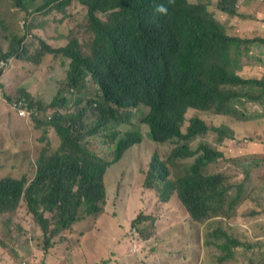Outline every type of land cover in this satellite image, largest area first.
<instances>
[{
  "label": "trees",
  "instance_id": "16d2710c",
  "mask_svg": "<svg viewBox=\"0 0 264 264\" xmlns=\"http://www.w3.org/2000/svg\"><path fill=\"white\" fill-rule=\"evenodd\" d=\"M79 1L88 7L89 30L93 33L91 48L89 45L83 47L77 38L56 49L39 40L37 56L50 54L68 59L64 85L69 88L81 87L88 75L97 83L101 116L94 126L95 130L93 127L94 133L90 130L88 133L105 130V119L111 121L115 128L129 118L131 110H139L143 105L155 109L180 105L184 111L193 108L233 120L237 117L232 106L235 100H251L264 108V54L252 52L251 48L252 43L264 47V35L255 34L256 37L251 40L231 36L232 29L236 28L230 22L234 16L220 23L207 6L188 5L185 0ZM29 2L32 3V0H14L15 6L25 9L27 16L50 10L54 2H57L55 8L58 11L63 10L71 0H46L31 10L27 7ZM157 6L165 7L167 13L157 12ZM216 9L233 15V10L221 1L216 4ZM93 10H100L106 16L103 24L90 17ZM21 41L12 36L6 52L0 46V62L12 56L21 55L24 58V51L19 46ZM89 50L90 55L85 56ZM29 62L40 67L37 59L31 57ZM236 62L262 67L260 79H242L233 74L230 67ZM3 72L0 67V79ZM251 86L258 92H251ZM4 97L11 100L6 94ZM23 97L31 105L36 101L43 111L41 102L22 89L18 98ZM82 117L79 111L71 116L73 129L80 127ZM62 122L67 123L64 117H55L45 123L42 113L34 118L31 123L40 136H46L48 127L56 130L60 137L59 150L50 152L47 148L42 149L39 156L37 154L31 177L10 174L0 179V216H15L21 202H24L26 213L34 219L44 236L45 252L52 248L54 237L103 212L107 200L104 174L117 160L113 153L110 162L109 149H97L88 158L77 162L76 157L82 150L74 131L63 127ZM142 122L148 126L144 120ZM183 122L180 121L176 129L148 126L149 138L154 146L140 126L128 122L115 147L124 153L132 146L137 154L134 164L138 166H141L142 158L150 157L144 182L154 180L148 187H155L163 202L169 201L175 194V200L186 208L192 219L197 220L198 212L207 216L212 206L226 202L231 186L222 174L203 173L209 164L222 158L219 152L204 144H200L196 151L189 146L185 148L186 139L191 141L209 128L201 119L194 118L183 133ZM216 131L217 138L231 137L225 126ZM96 135L105 140L102 134ZM35 138L39 142L41 137ZM29 141L26 138V142ZM170 143L175 145L174 148L164 150L163 145ZM262 157L264 155L259 156ZM190 158H193L191 163L183 164V174L170 180L169 168H177L179 162ZM260 161L264 163L263 159ZM159 181L166 182L163 190H160ZM235 194L239 198L240 191ZM229 202L231 204L233 199ZM134 220L135 224L139 222L140 215ZM17 227L22 229L20 225ZM212 236L219 238L215 246L222 253L234 241V248L247 247L237 239L228 238L220 228ZM4 244L0 242V245ZM209 245L206 241L205 246ZM231 257V253H223L218 261L221 263ZM198 264L208 263L201 261Z\"/></svg>",
  "mask_w": 264,
  "mask_h": 264
},
{
  "label": "rangeland",
  "instance_id": "374dc122",
  "mask_svg": "<svg viewBox=\"0 0 264 264\" xmlns=\"http://www.w3.org/2000/svg\"><path fill=\"white\" fill-rule=\"evenodd\" d=\"M44 1L46 0H32V3L27 4L28 10L42 5ZM197 1L189 0L190 3ZM249 1L264 8L262 6L264 0ZM56 4L57 2H54L51 5L50 11L57 10ZM205 6L210 13L227 16L215 9V3ZM81 8L72 1L67 8L71 14L54 16L52 20L54 23L46 26L49 30L45 33L35 30L38 29L37 22L31 23V16H27L25 9L17 8L14 0H0V46L7 51L12 35L24 37L23 60H9L3 66L5 71L0 82V179L10 174L15 177L23 174L31 177L37 154L39 156L44 148L50 152L56 150L55 132L51 128H46V136L44 134L40 136V133L33 129L32 121L19 119L12 113L9 103L19 97L22 88L30 91L34 95L33 98L39 100L42 107L46 108L49 107L57 90H63L64 94L68 95V90L62 87L67 60L51 55L39 58L38 39L41 37L51 43L52 40L47 37L60 32L57 23L68 20L69 22L63 25L62 33L71 27L69 23L75 26L71 33L67 35L65 33L66 42L77 38L82 46L86 47L91 35L86 29L87 16L80 13ZM40 16L42 13L34 18ZM100 17L105 19L104 15ZM258 21L256 30H264V18ZM31 57L40 62V67H35L29 62ZM242 65L239 63V66ZM247 69L249 68L238 70L235 75L245 79H260V76L256 73L250 74ZM252 86L249 90L257 93ZM96 91L95 84L88 78L84 86L76 92L75 99L89 101L96 95ZM4 94L11 100L7 101ZM68 98L70 99L69 95ZM232 106L236 109L235 122L231 118L211 117L207 113L193 110L188 112L194 116L198 115L206 124H210L211 121L215 122L216 127L222 124L227 131L233 133V136L227 139L215 138L216 133H207L190 142L192 151H196L200 144L216 145L225 156L223 160L211 163L203 173L222 174L228 185L233 187L231 192L241 187L240 201L234 219L228 221V227H224L215 219L203 224L194 222L184 206L175 199L165 203L159 202L156 192L146 189L142 175L133 169V158L126 156L117 162L119 164L109 166L108 172L104 174L107 200L103 212L77 223L71 230L54 237L53 246L47 253L44 236L34 219L26 213L24 202H21L15 216H0V242L5 243L0 245V264H45L46 259L48 264H89L92 261L96 264H198L205 259H208L206 263L212 261L214 264H264V166L259 168L255 163L264 160L263 157L255 158L257 155H264V108L247 99L235 100ZM73 108L72 105L69 110ZM140 112L144 113L146 109L143 108ZM88 121L92 122L91 119ZM52 132V138H49L48 134L51 136ZM99 133L108 140L111 137V127L107 130L102 129ZM36 136L41 137L39 142L36 141ZM26 138L30 141L26 142ZM98 139L101 143L105 141L97 135L82 151L79 159L91 153ZM97 149L107 150L104 146L95 147V150ZM161 156L165 160L162 153ZM230 159L235 163H230ZM192 161L193 158L184 163ZM261 170L262 176L258 172ZM249 172L255 174L254 180L246 179ZM243 200L252 203L250 211H243L242 215L236 218ZM138 215L140 220L135 224L134 219ZM246 216L251 221L250 229H246L247 225L244 224ZM217 226L226 229L233 238L247 245L246 248H234L233 257L221 263L218 258L223 253L215 247H206L201 243V238L205 240L209 231ZM184 228L194 229V236L197 237L195 248L187 249L188 242L183 237Z\"/></svg>",
  "mask_w": 264,
  "mask_h": 264
},
{
  "label": "clouds",
  "instance_id": "9594fccd",
  "mask_svg": "<svg viewBox=\"0 0 264 264\" xmlns=\"http://www.w3.org/2000/svg\"><path fill=\"white\" fill-rule=\"evenodd\" d=\"M72 1L77 3L78 5H80L82 7L81 10H80V13L81 14L84 13L87 16V28L86 29H87V32L91 35V39H90V41L88 43V45L91 48V43H92V40H93V33L89 30L88 7L86 5H84V4H82L79 0H71V2ZM185 1L187 2L188 5H195V6H199V5L205 6V5H211L213 3L217 4L218 2L221 1V3L224 6H228L229 9L233 10V12H232L233 15H228V14L225 13L227 16H223V15H216V14L211 13L213 15L214 19L217 22H220V23L225 22L227 20V18H229V16H234V17H237V18L242 19V20L245 17H250V18H252V17L254 18L255 17L256 18V13L254 11L253 12L250 11L254 7L255 3H253V2H251L249 0H206V2H203L204 0H198L196 3H190L189 0H185ZM170 2H171V0H170ZM70 3L66 6L65 9L60 10V11H58V10H54V11L48 10L46 12L34 13L30 17V22L31 23L37 22L38 29H35V30H41V31L47 33V31L49 29L46 26H48L50 23H54L52 21L54 16L58 17L59 15L65 16V14H68V15L71 14V13H69L67 11V8L70 5ZM262 6L264 7V4H262ZM215 9H216V7H215ZM255 9L258 10V11L264 10V8H260L259 6L256 7ZM156 11L160 12V13H165V14L167 13V9L165 7H163V6H157L156 7ZM39 13H42V16L34 18V16H36ZM100 15H104V14H102V11L93 10L92 13L90 14V17L91 18L93 17L99 23L103 24V22L106 21V16L104 15L105 19H102L100 17ZM219 19H223V21H220ZM58 20H62V19H58ZM257 20H260V19L257 18ZM66 22H69V21L65 20L63 23H57L58 31H60V32L54 33V36L47 37L48 39L52 40L51 43L46 42L44 39L39 37L38 44H39V40H42L45 43H47L50 47H52L54 49L66 46L69 41L66 42V39H65L64 35H65V33H66V35L68 33H71L72 30H74V26H75L73 23H69L71 25V27L67 28V31L62 33V31L64 30L63 25ZM41 27H44V28H41ZM56 30L57 29H55V31ZM232 35H234V37L242 38L244 40H251L254 37H256L254 35L253 37L244 38V37H242L239 34V31H238L237 28H233L232 29L231 36ZM12 36L22 39V41H21L19 46L24 51V37H20V36H17V35H12ZM64 41H65V44H63ZM253 45H257L259 47H262L258 43H252L251 46H253ZM262 48H264V47H262ZM37 51H38V47H37ZM45 55H50V54H45ZM89 55H90V50L85 56H89ZM51 56H53V55H51ZM57 58H61V56H59ZM11 59H15L16 61L23 60L21 55L12 56L7 61L1 60L0 67L4 69L3 66H5V64H7L9 62V60H11ZM62 59H64V58H62ZM64 60H67V62L69 64V60L68 59H64ZM241 64H243V65L239 66V62H236L235 65L230 67V71L233 74H236L238 72V70H243V69H245L247 67H254V66H251V65H248V64H244V63H241ZM4 71H5V69H4ZM252 73H254V72L252 71L250 74H252ZM3 74H4V72H3ZM236 76L242 78L240 75H236ZM2 77H3V75H2ZM2 77L0 79V82H2ZM65 78H66V73H65V77L62 78V80H63L62 87L65 88L66 90H68V95H69L70 99L68 98L67 94H64L63 90H57L52 102L49 104V107H47V108L43 107V111H41V109L36 105V102H33V105H31L30 101H28L24 97L12 100L9 103V108H10L12 113L17 118L23 119V120H28V121L29 120L33 121V119L37 118L40 115V113H42L44 115L45 123L53 121L55 119V117H64L65 120L67 121V123H63L62 122V126L66 127V128H70V130L74 131V135L76 136V138L78 140L79 148L83 151L90 145L91 141L96 138V136H97L96 134L99 133L102 130V129L99 130L96 134L88 133L89 130L94 133L93 127L97 124L98 119L101 116V113H100V98H99L100 97V92H99V90H97V88H98L97 83L91 78L90 75H88L85 78L83 85L81 87H79L78 89L69 88L68 86H65L64 85ZM88 78H90L93 81V83L95 84V89L97 90L96 91V95L91 100L84 101V102H83L82 99H75L76 96H77L76 92L79 91L84 86V84H85V82H86V80ZM242 79H245V78H242ZM22 89L28 91L27 89H24V88H22ZM28 92L34 97V95L30 91H28ZM257 104H259V103H257ZM14 105H16V106H14ZM72 105L74 106V108L72 110H69V107H71ZM143 108L146 109V112H144V113L140 112ZM189 110L202 112V113H206L207 112V111L197 110V109H193V108H186V111H184L183 110V106H180V105L176 106V107H171L170 105H165V106L160 107L158 109H155V107H152V106H149V105L148 106H144L143 105L142 108L139 109V110H136V111H132L131 110L129 112V115L131 113L132 114L129 116V118L122 120L118 124L119 126L117 125L118 127L116 126L114 128V125L111 123V121L105 119L104 120V128H105V130H107L108 128L111 127V137L107 140L109 142L104 141V142L101 143V142H99V139H98V143H94L93 150L91 151V153H94L95 147L104 146V147H106L107 149L110 150V153H111L110 154V162L112 161V155L114 153V156H115V158L117 160L113 164H115V163L119 164L117 162L121 161L126 156H128L130 158H133V160H134V158L137 156V154L135 153V149L132 146L130 148H128L124 153H120L115 147V143L122 138V133L125 132V126H126V124L128 122H134L135 124L140 126L141 129L144 131L145 135L151 141L153 146H154V143L149 138V130H148V126H151V125L152 126H160V127L166 128V129H168L170 127L176 129L178 123L180 121H184L183 122V126L181 128V132L185 133L186 129H187L186 126L188 127V124L190 125L192 119L199 118L209 128L208 131L206 133L202 134V135H205L207 133H214V134L216 133L217 134L216 129H220L222 124H220L219 127H216V124H215L214 121H211L210 124H206V122L202 118H200L198 115L194 116V115H191L190 113H188ZM77 111H79L83 115L82 120L79 123V126L81 128L78 127L76 129H73L71 127V119H72L71 116H73L75 114V112H77ZM207 114L209 116H211V117L227 118L226 116L212 115V114H209V113H207ZM134 118H135V120H134ZM89 119H91L92 122H89L88 121ZM142 120H144L148 124V126H146L142 122ZM233 121L235 122V120H233ZM249 121H251V120H248V122ZM212 127H214V128H212ZM48 128H51L55 132L56 138H55L54 144L56 145V150H59V148H60V145H59L60 137L57 135L56 130L53 127H48ZM95 128L96 127H94V130H95ZM49 133H50V131H49ZM228 133H229V135L233 136V133L231 131H229ZM216 134H215V138H217ZM52 135H53V132H52L51 136H49V134H48V137L52 138ZM186 135H188V131H187ZM202 135H197L193 140H195L196 138H198V137H200ZM225 139H227V138H225ZM193 140H191V141H193ZM191 141H188L187 139L185 140V142H186L185 148L188 147V146L190 147V142ZM216 144H220V143H216ZM204 145H207V144H204ZM174 146L175 145L172 144V143H170V145H168V146H166L164 144L163 148H165L166 150H170V149H173ZM208 146L212 147L215 151L219 152L222 155V158H219L217 161L223 160V156H225V155L219 150V148L216 145H210V143H208ZM91 153L84 155L80 159H79V155L80 154H78L77 157H76V161L79 162V161H82L83 159L88 158ZM259 156H262V155H257L255 158L258 159ZM190 159H192V158H190ZM149 160H150V157L145 156L144 158H142L141 166H138L136 164H134V166H133V169L138 174L142 175L143 179H144L145 174L147 173V171L149 169V164H148ZM230 163L234 164L235 162H234V160L230 159ZM255 163L257 164V166L259 168L264 166L263 165L264 163L261 162V161H257ZM113 164H111V165H113ZM183 164H184V161L179 162L177 168H169V170H170L169 179L170 180H174L176 177L181 176L183 174V172H184ZM107 172H108V169H107ZM258 172H259L260 176H262V170L258 171ZM215 174H220V173H215ZM246 179L254 180L255 179V174L253 172H249V174L246 175ZM153 181H148V182L145 183L144 180H143V185H144V187L146 189H148L150 191H155L156 194H157V197H158L157 189L155 187H148V185L152 184ZM159 182H160L159 183L160 190H163L164 185H165L166 182L165 181H159ZM104 186H105V189H106V198H107L106 182L104 183ZM232 189H233V187L231 186L230 190L227 193V197H228L227 201L224 202V203H217L214 206H212V210L207 216L205 214H203L202 212H198L197 220L192 219L190 216L189 217L194 222H198L200 224H203L205 222H208V221H211V220L215 219L217 222H219L224 227H228L229 226L228 221H232L234 219L236 207H237V205L239 204V201H240V195H239V198H238L235 193L240 191L241 187L238 190L231 192ZM175 197H176V195L173 194L170 197L169 201L170 200H174ZM230 199H233V202H231V204L229 202ZM158 201L159 202H163V201H161L159 199V197H158ZM163 203H165V202H163ZM251 205H252V203H247L246 200H243L242 203H241V209H240V211H238V213L236 215V218H237V216L242 215L241 212H243V211L249 212L250 208H251ZM185 210H186V208H185ZM186 212L188 213L187 210H186ZM228 216H230V217H228ZM250 223H251V221H249V217L246 216V219L244 220V224L247 225L246 229H250L251 228V226L249 225ZM219 228L222 230V232L228 238H230L232 240L233 237L226 232V229L222 228L221 226H217V227L213 228L211 231H209V233L207 235V238L205 240L204 239L202 240V238H201V243L205 246V242L207 241L210 244L209 247H215L216 249H218L220 251L221 249H219L217 246H215L216 243H219V238L216 239L215 237L212 236L217 231V229H219ZM184 229H185V232H184V236L183 237L188 242L187 243V249L195 248V246L197 245V237L194 236V229L193 228L192 229L184 228ZM208 230H210V228H208ZM202 234L203 233L201 232V236H202ZM197 235H198V231H197ZM189 237H191V239ZM224 241H225V238H224ZM237 241H239V243L241 242L240 240H237ZM235 243H236V241H234V243H230L228 245V250L227 251H223V253H231L232 257H233V249H234ZM204 246H202L203 249H204ZM237 248H239V247H237ZM192 252H194V251H192ZM203 253H205V251H203ZM49 257H50V254L48 255V258ZM207 260L208 259H205V261H203V260L202 261L206 263ZM90 263L96 264L93 261L90 262ZM45 264H48L47 263V259L45 261ZM208 264H214V263L212 261H208Z\"/></svg>",
  "mask_w": 264,
  "mask_h": 264
},
{
  "label": "crops",
  "instance_id": "0c3cea01",
  "mask_svg": "<svg viewBox=\"0 0 264 264\" xmlns=\"http://www.w3.org/2000/svg\"><path fill=\"white\" fill-rule=\"evenodd\" d=\"M256 7H258L257 4H255L254 7L250 10L251 12L254 11L256 13V18L255 17L254 18L253 17L252 18L245 17L242 20V19H239L237 17H233L230 20V22L233 25H235V27L238 29L239 34L242 37H244V38L253 37L255 34H257V35H260V34L264 35V30H262V29L256 30V27L259 24V21L257 20V18H259V19L264 18V10L258 11V10L255 9ZM262 24H263V22H262ZM251 25L254 26V27L253 28H250ZM251 48H252V52L253 51H256L258 54H261L264 51V48L259 47L257 45H253V46H251ZM247 68H249V69H247V71L249 73H251L253 71L258 76H261V71H263V68L262 67H260V68L254 67V69H251V67H247ZM90 264H92V263H90Z\"/></svg>",
  "mask_w": 264,
  "mask_h": 264
},
{
  "label": "built area",
  "instance_id": "2783aa9c",
  "mask_svg": "<svg viewBox=\"0 0 264 264\" xmlns=\"http://www.w3.org/2000/svg\"><path fill=\"white\" fill-rule=\"evenodd\" d=\"M14 106H16V105H14Z\"/></svg>",
  "mask_w": 264,
  "mask_h": 264
}]
</instances>
